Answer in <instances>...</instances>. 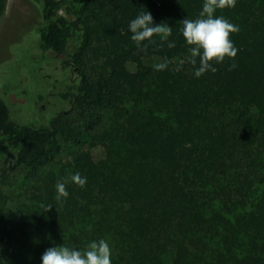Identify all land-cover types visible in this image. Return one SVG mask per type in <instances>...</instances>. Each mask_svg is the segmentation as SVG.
Returning <instances> with one entry per match:
<instances>
[{"label":"trees","instance_id":"1","mask_svg":"<svg viewBox=\"0 0 264 264\" xmlns=\"http://www.w3.org/2000/svg\"><path fill=\"white\" fill-rule=\"evenodd\" d=\"M39 2L40 47L66 73L69 109L20 123L0 97V189L5 168L29 186L0 218V264H41L50 247L99 239L112 264H264V0L217 9L239 26L237 56L199 78L181 22L204 0ZM145 11L172 27L174 48L132 41L129 22ZM87 137L90 149L59 162V138ZM62 180L69 196L58 200Z\"/></svg>","mask_w":264,"mask_h":264},{"label":"rangeland","instance_id":"2","mask_svg":"<svg viewBox=\"0 0 264 264\" xmlns=\"http://www.w3.org/2000/svg\"><path fill=\"white\" fill-rule=\"evenodd\" d=\"M40 27L39 0L8 1L0 22V97L5 96L18 122L45 125L51 117L68 110L69 104L64 99V88L59 86L65 81L66 73L54 57H45L40 47ZM66 139L59 138L62 155L58 160L63 164H67L72 154L91 148L89 137L81 145ZM92 152L96 161L104 158L100 147L92 148ZM5 169V185L0 189V218L14 210L20 203L19 195L29 187L23 174Z\"/></svg>","mask_w":264,"mask_h":264},{"label":"clouds","instance_id":"3","mask_svg":"<svg viewBox=\"0 0 264 264\" xmlns=\"http://www.w3.org/2000/svg\"><path fill=\"white\" fill-rule=\"evenodd\" d=\"M237 0H204L202 10L197 19H184L182 35L189 46V62L196 65L199 59V67L194 75L199 78L206 72L215 73L216 64H222L225 58L234 60L238 49L230 39L231 34L239 32V26L231 23L223 16H216L217 9L235 7ZM128 30L131 32L132 41L140 47L142 42L150 41L153 36H160L162 42H167L169 48H174L175 43L169 40L172 34V27L167 23L155 24L153 16L149 11L137 15L129 22ZM145 48L146 44L143 45ZM168 67V61L153 65L154 70L164 71ZM236 64H231L234 69ZM71 181L81 188L86 183V177L79 172L71 176ZM66 180L59 181L56 185L57 199L69 196L66 190ZM49 206L47 211L51 210ZM41 264H112V248L105 239L91 241L86 250L81 251L75 247L65 246L50 247L41 256Z\"/></svg>","mask_w":264,"mask_h":264}]
</instances>
